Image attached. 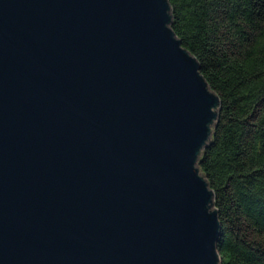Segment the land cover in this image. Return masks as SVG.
I'll return each mask as SVG.
<instances>
[{
    "label": "water",
    "instance_id": "95a60500",
    "mask_svg": "<svg viewBox=\"0 0 264 264\" xmlns=\"http://www.w3.org/2000/svg\"><path fill=\"white\" fill-rule=\"evenodd\" d=\"M168 0H0V264H219L197 166L220 100Z\"/></svg>",
    "mask_w": 264,
    "mask_h": 264
},
{
    "label": "trees",
    "instance_id": "16d2710c",
    "mask_svg": "<svg viewBox=\"0 0 264 264\" xmlns=\"http://www.w3.org/2000/svg\"><path fill=\"white\" fill-rule=\"evenodd\" d=\"M170 27L220 108L197 166L214 191L219 264H264V0H168Z\"/></svg>",
    "mask_w": 264,
    "mask_h": 264
}]
</instances>
